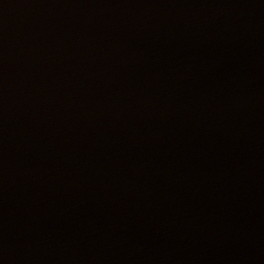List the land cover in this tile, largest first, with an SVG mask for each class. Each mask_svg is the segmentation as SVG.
Instances as JSON below:
<instances>
[{
  "label": "water",
  "instance_id": "obj_1",
  "mask_svg": "<svg viewBox=\"0 0 264 264\" xmlns=\"http://www.w3.org/2000/svg\"><path fill=\"white\" fill-rule=\"evenodd\" d=\"M0 264H264V0H0Z\"/></svg>",
  "mask_w": 264,
  "mask_h": 264
}]
</instances>
